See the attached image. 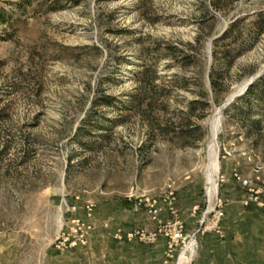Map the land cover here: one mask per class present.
Segmentation results:
<instances>
[{
	"label": "rangeland",
	"instance_id": "374dc122",
	"mask_svg": "<svg viewBox=\"0 0 264 264\" xmlns=\"http://www.w3.org/2000/svg\"><path fill=\"white\" fill-rule=\"evenodd\" d=\"M220 1L0 0L20 21L0 22V264H241L242 244L264 243V103L247 123L240 98L225 108L264 77V0ZM215 51L221 88L205 74L211 108L186 133L197 59ZM145 67L158 79L141 108Z\"/></svg>",
	"mask_w": 264,
	"mask_h": 264
},
{
	"label": "trees",
	"instance_id": "16d2710c",
	"mask_svg": "<svg viewBox=\"0 0 264 264\" xmlns=\"http://www.w3.org/2000/svg\"><path fill=\"white\" fill-rule=\"evenodd\" d=\"M220 0H215L214 6L218 8V5L220 4ZM26 0H23V3L18 5V11L23 13L24 8L26 7ZM210 14V13H209ZM258 24H257V30L255 34H262L264 33V25L261 22L262 15H258ZM246 20V19H244ZM241 19H238L235 23H233L230 27H228V30L223 36V39L220 41H215L214 46L216 47V50L219 49V46L223 45L225 41L229 38V36L234 35L235 39H238L241 37L243 33V27H241ZM0 22L2 24L8 25L10 29H12L14 32L17 31L19 26V19L15 17L14 14L5 13L0 9ZM200 43V41L198 42ZM229 45L222 46V49L228 48ZM197 45L194 46L192 49L196 50ZM148 51V49L145 46H142L140 48V52L142 54H145ZM212 64L208 69V66L203 62V60L197 59L196 62V80L195 85L198 86L200 91V99L198 101H195L191 103L189 106V111L187 113V120L186 123L183 124L184 132H190V116H199L202 117V113L207 112L210 110L211 106L209 103L208 98L210 97V91L208 90L207 86L205 85V74L209 73L210 78V85L214 92H217V89L221 88V83L218 81L217 72L215 70V66H213V58H217V51L212 53ZM196 58L193 56L191 58L185 57L181 60V63L183 64L184 68H186L193 59ZM255 73V70L248 71L249 75H253ZM141 80V88L144 92L143 98L139 100V106L142 108L144 106L145 99L148 98V95L150 92L149 89L154 86L155 81L158 79L157 71H154L152 68L145 67L143 73L139 75ZM137 99V96L132 94L130 97L131 102L129 105L133 104V102ZM254 101H258L260 103H264V77L257 81L254 85H252L249 90L247 91L246 95H244L242 98L238 99L236 103H234L231 106L230 111L234 112L236 116H243L244 122L247 123V120H250L249 114L250 111L253 108ZM120 104H124V102H121ZM201 111L199 115H197V112ZM261 126V122L259 121H253L251 122L250 128L255 131H259Z\"/></svg>",
	"mask_w": 264,
	"mask_h": 264
},
{
	"label": "crops",
	"instance_id": "0c3cea01",
	"mask_svg": "<svg viewBox=\"0 0 264 264\" xmlns=\"http://www.w3.org/2000/svg\"><path fill=\"white\" fill-rule=\"evenodd\" d=\"M255 212H257V213H255ZM253 214H256L257 218L259 217V220H260V223H261V226L263 229H262V231L259 230L258 232L261 233L262 238L264 239V210L254 211ZM251 240L252 239L249 238L246 241V243L241 245L242 246L241 251H243V253L246 256H249V257L243 258L244 261H241V264H264V243H260L259 241L258 242H253V241L251 242ZM237 246H239V245L237 244ZM251 251H257L258 254H257L256 258L252 257L253 254L251 253Z\"/></svg>",
	"mask_w": 264,
	"mask_h": 264
},
{
	"label": "built area",
	"instance_id": "2783aa9c",
	"mask_svg": "<svg viewBox=\"0 0 264 264\" xmlns=\"http://www.w3.org/2000/svg\"><path fill=\"white\" fill-rule=\"evenodd\" d=\"M255 170L260 171L261 170V166L260 165H257ZM235 176H236L237 180L243 185V187H245V188L249 187V181L243 180L241 178V176L238 175V174H236ZM255 200H258V198L250 197L247 202H249V201L253 202ZM224 218H225L224 210L222 209V207H220V208H218V210L214 214V218H213V223L214 224H213V227H214L215 232L218 235H220L221 238H224L225 237V234L223 233L222 228H221V222L223 221ZM69 242H70V239L69 238H66L65 235H64L63 240L60 243V246L62 248L63 247L66 248L68 245H71V244H69Z\"/></svg>",
	"mask_w": 264,
	"mask_h": 264
},
{
	"label": "water",
	"instance_id": "95a60500",
	"mask_svg": "<svg viewBox=\"0 0 264 264\" xmlns=\"http://www.w3.org/2000/svg\"><path fill=\"white\" fill-rule=\"evenodd\" d=\"M228 27H229V26H227L226 29L224 30V32H223L219 37H217L215 40H218V39H220L221 37H223L224 34L226 33V31L228 30ZM262 78H263V74H262V73L259 74V75H257L255 78H253V79L247 84V86L244 88V90H243L240 94H237V95L233 96V97L230 99L229 103L226 105L225 108H228V107L231 106V105H232V104H233L238 98H241L242 96H244V95L246 94V92L249 90V88H250L252 85H254L257 81L261 80ZM221 112H223V110H222Z\"/></svg>",
	"mask_w": 264,
	"mask_h": 264
},
{
	"label": "bare ground",
	"instance_id": "6f19581e",
	"mask_svg": "<svg viewBox=\"0 0 264 264\" xmlns=\"http://www.w3.org/2000/svg\"><path fill=\"white\" fill-rule=\"evenodd\" d=\"M190 251V250H189ZM193 251V250H192Z\"/></svg>",
	"mask_w": 264,
	"mask_h": 264
}]
</instances>
